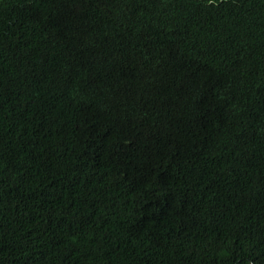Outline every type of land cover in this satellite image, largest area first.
Wrapping results in <instances>:
<instances>
[{"label":"trees","instance_id":"1","mask_svg":"<svg viewBox=\"0 0 264 264\" xmlns=\"http://www.w3.org/2000/svg\"><path fill=\"white\" fill-rule=\"evenodd\" d=\"M0 264H264V0H0Z\"/></svg>","mask_w":264,"mask_h":264}]
</instances>
